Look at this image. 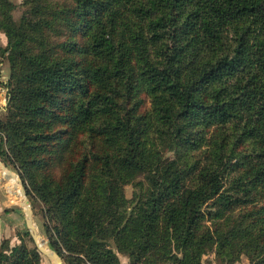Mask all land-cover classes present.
<instances>
[{
  "label": "trees",
  "instance_id": "obj_1",
  "mask_svg": "<svg viewBox=\"0 0 264 264\" xmlns=\"http://www.w3.org/2000/svg\"><path fill=\"white\" fill-rule=\"evenodd\" d=\"M20 5L0 162L62 262L264 264V0ZM18 235L0 264H39Z\"/></svg>",
  "mask_w": 264,
  "mask_h": 264
},
{
  "label": "rangeland",
  "instance_id": "obj_2",
  "mask_svg": "<svg viewBox=\"0 0 264 264\" xmlns=\"http://www.w3.org/2000/svg\"><path fill=\"white\" fill-rule=\"evenodd\" d=\"M17 8L15 9L13 15L15 19H18L23 11V7L20 5L21 0H13ZM6 45V38L3 33L0 32V48L5 47ZM9 74V66L8 61L6 59V54L4 56L0 57V94L2 96H5L6 89L3 87V82L6 81ZM1 98V97H0ZM6 103V99H5ZM4 103V105H5ZM4 108V107H3ZM4 115L3 109L0 108V117ZM1 163V162H0ZM2 164V163H1ZM4 170L7 171L11 176L12 179H14L15 183H17L18 188L21 192V196L25 201L24 195L22 193V188L18 182V178L16 175H18L14 169V171L11 172V170L8 167H5L3 164ZM0 174L1 169H0ZM3 176V175H2ZM19 176V175H18ZM24 188L25 185L23 184ZM26 192V189H24ZM133 187L132 185H126L124 187V192L127 198H130L132 196ZM10 192V190H9ZM10 195L14 196V193L10 192ZM27 196V195H26ZM28 198V196H27ZM29 200V199H28ZM30 209L32 211L31 217H32V225H33V234L35 237V240L38 244V246L47 254H41V260L39 261V264H61L56 261H52V249L49 248L46 239L43 235L42 227H41V221L40 217L36 210H33L30 205ZM25 212L24 207L17 204H12L9 202V200L6 198V194L4 192V188L2 184L0 183V242L2 239H7L9 242V248L13 246L19 245L22 241L20 239V236L18 235L24 228H26L25 218H24ZM38 227L40 230H37ZM30 235V234H29ZM31 237V235H30ZM32 239V237H31ZM23 241L27 244V239H23ZM33 243L34 240L32 239ZM35 244V243H34ZM122 264H127L128 261L125 257L120 258ZM64 264V263H63Z\"/></svg>",
  "mask_w": 264,
  "mask_h": 264
},
{
  "label": "crops",
  "instance_id": "obj_3",
  "mask_svg": "<svg viewBox=\"0 0 264 264\" xmlns=\"http://www.w3.org/2000/svg\"><path fill=\"white\" fill-rule=\"evenodd\" d=\"M0 108L3 109L4 103H5V98L4 96H2V94H0ZM2 175L0 174V183L2 184L3 188H4V192L6 194V198L9 200V202H11L12 204H17V205H21L24 208L27 209V205L25 204L24 199L21 196V192L18 188L17 183H15L14 179H12L10 176V174L6 171L3 172L1 171ZM14 193L13 195H10V192ZM27 220L29 222L32 223V217L31 215L29 217H27ZM33 231V229H32ZM1 236V234H0ZM204 264H218L215 261L214 255L213 254H208L204 257Z\"/></svg>",
  "mask_w": 264,
  "mask_h": 264
},
{
  "label": "water",
  "instance_id": "obj_4",
  "mask_svg": "<svg viewBox=\"0 0 264 264\" xmlns=\"http://www.w3.org/2000/svg\"><path fill=\"white\" fill-rule=\"evenodd\" d=\"M10 170H11V172L12 171H14V168H13V166H12V164L11 163H9V167H8ZM13 173V172H12ZM13 174H15V173H13ZM17 176V178H18V182H19V184H20V186H21V188H22V193H23V195H24V198H25V204L27 205V209L26 208H24V212H25V215H24V218H25V223H26V227H27V231L29 232V234L31 235V237H32V239L34 240V243H35V246H36V248H37V250L41 253V254H44V255H47L39 246H38V244H37V242H36V240H35V237H34V234H33V231H32V229H33V225H32V223L31 222H29L28 220H27V217H29L31 214H32V211H31V209H30V203H29V200H28V198H27V196H26V192L24 191V186H23V182H22V180L20 179V177L18 176V175H16ZM37 228V230H40L38 227H36ZM49 248L51 249V247L49 246ZM52 261H56V262H59V263H61V264H63V262H62V260H61V258L58 256V254H57V252L55 251V250H53L52 249Z\"/></svg>",
  "mask_w": 264,
  "mask_h": 264
},
{
  "label": "bare ground",
  "instance_id": "obj_5",
  "mask_svg": "<svg viewBox=\"0 0 264 264\" xmlns=\"http://www.w3.org/2000/svg\"><path fill=\"white\" fill-rule=\"evenodd\" d=\"M0 169H1V171L6 172V171L4 170V167L2 166L1 163H0Z\"/></svg>",
  "mask_w": 264,
  "mask_h": 264
}]
</instances>
